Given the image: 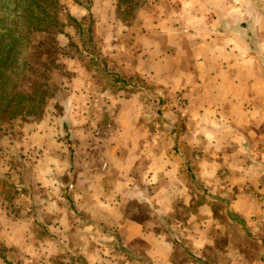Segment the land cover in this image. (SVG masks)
Masks as SVG:
<instances>
[{"label": "crops", "instance_id": "obj_1", "mask_svg": "<svg viewBox=\"0 0 264 264\" xmlns=\"http://www.w3.org/2000/svg\"><path fill=\"white\" fill-rule=\"evenodd\" d=\"M61 1L77 19L91 13L96 36L110 49L123 36L126 24L117 16L116 0H92L90 11L74 0ZM165 7L168 14L157 19L158 29L164 33L160 27L172 25L164 34L167 51L173 52L174 61L185 63L177 65L170 81L158 84L174 93L172 102H164L163 96L127 97L124 93L116 99L118 113L109 117L118 123L126 117L125 127L120 124L112 130L108 125L92 133L81 130L78 135L85 139L75 147L92 145L84 155L77 153L78 168L71 183L67 182L73 207L66 203V196L55 198L47 190L41 199L43 208H34L29 223L21 218L9 224L8 211L0 210V264H223L235 258L230 253L247 247L251 233L240 225L248 204L242 196L243 183L251 181L264 198V0H166ZM148 20L142 19V24ZM183 28L187 31L181 32ZM105 48L103 53L112 59L113 50ZM163 54L156 57V71H161ZM140 57L139 67L133 63L136 71L123 70L122 58L110 66L132 77L147 66L141 53ZM67 62L78 75L68 84V94L57 97L71 117L76 114L74 103L87 102L88 95L82 71ZM178 96L187 101V110L180 109ZM151 102L158 103L156 114L148 105ZM170 106L178 122L167 117ZM41 125L45 130H32V136L48 146H29L34 168L43 165L53 172L58 167L53 161H58L67 170L69 150L57 143L49 123ZM102 140L109 144L101 147ZM97 160L99 165L91 169ZM99 166L108 168L106 179H100L101 189ZM49 177L44 181L49 182ZM91 180L95 182L85 190ZM198 186L199 199L204 201L199 205L204 227L210 232L220 230L227 240L224 245L207 232L195 231L197 223L188 228L175 217L182 207L195 212ZM54 199L58 205H53ZM217 203L223 209L219 229L213 226H218ZM135 207L148 209L156 219L143 218L144 212L138 214ZM167 221L171 223L166 229ZM239 258L235 264H242Z\"/></svg>", "mask_w": 264, "mask_h": 264}, {"label": "rangeland", "instance_id": "obj_2", "mask_svg": "<svg viewBox=\"0 0 264 264\" xmlns=\"http://www.w3.org/2000/svg\"><path fill=\"white\" fill-rule=\"evenodd\" d=\"M78 1V3H81V5L86 9L90 3V0ZM165 2L166 0H146L141 8H139V10H137V12L134 14L135 17L128 19L127 23H124L126 24L124 34H122L123 36H121L117 42L113 41V46L111 45V48L113 49L107 47L109 46V43H105L102 39H100V37L96 36V24L92 15L80 19L85 26H88V24L93 21L92 27L95 32L94 43H96L97 50L95 53L91 54L90 52H92V49L90 48L88 52L84 51L82 55H74L75 60L73 61V63L75 66L73 67V69H79L82 71L81 79L85 84V94L88 95L87 102L76 101L77 103H74L76 107V114H72L71 117H67L69 110H67L66 112L65 108H62V106L60 107V110L55 109V104H59L57 97V101L49 105L47 114L43 119L36 121L29 119L20 120L11 124L0 123V176L6 182L5 186H3L1 189L0 210H2L4 213L5 210L8 211V219H5L6 222H8L9 224L18 223L17 220H20L22 218L24 221L29 223L32 220L31 215L34 208L36 209L41 206L43 208L41 199L47 196V190L48 192L52 191L51 194L55 198L66 196V198H69L68 200L66 199V203L70 208L73 207L75 202L71 198L72 194L70 195L72 189L70 188L71 186L67 187V182L69 181L71 183V180H73L74 178V171L76 168H78V165H76L77 153L84 155L86 147L92 145V143H89L84 144L80 147H75V145H78L80 141L82 144L83 140L85 139L81 138L78 134L81 130L89 131L90 133H92L96 132V130L107 129L108 125L111 126L112 130H116L115 128H119L120 124L122 128L125 127L126 110H124L123 112L124 116H121L125 118H122L120 123L116 121L113 122L109 117V113H111L112 115L118 113V101L116 99L124 97V93H126L125 96L127 97H130L132 95H139L142 98H147L149 96L150 98L155 97L161 99L163 96L164 102H172L173 97L175 96L174 93L170 90L167 91L166 89H164L166 87H162L158 84L159 82L164 84L170 81L173 76L172 72L176 70L177 65L183 64L184 66L185 63L180 60L174 61L173 58H170V55L173 52L167 51L169 41H167V37L164 34L172 29V25H164L163 27H160L164 28V33L160 32L161 29H158L159 24L157 19L160 17H165L168 14L165 7ZM63 6L70 14L66 4H63ZM66 15L67 13L64 12L63 18L65 20L66 18L68 19V15ZM146 17L149 20L147 21V23L142 24V19H145ZM100 29L102 33L106 32L105 30H103V28L100 27ZM186 31L187 28H183L181 30V32ZM69 33L74 38H77L76 30L74 28H70ZM170 42L172 43V40ZM104 48L106 51L113 50L114 55L112 59L110 58L111 55H105L103 53ZM146 48H149V50ZM155 49H158L161 52L158 54ZM163 52V57L160 58L162 61L160 66L161 71H156V68L158 70V67L156 65L158 64V62H156V57ZM167 52L169 53V57H167L166 55ZM140 53L142 54L143 60H147V66L143 65L140 74L137 73L132 77H126L123 73H118V71H116V68L120 70V67L110 66V63L114 65V61L116 59L122 58V60L120 61L123 70H130L131 72L133 70L136 71V69L133 68V63H136V61L141 58ZM136 55H138L137 58ZM163 59L166 60V63L163 62L165 61ZM140 64L136 63V67H139ZM104 66H107L109 71L113 72L114 74L119 75L124 79H128L126 81V84L124 86L117 83L115 84L112 79L114 77L112 76H109L107 78V75H105L106 72L104 71ZM76 74L78 75V73ZM67 87L68 85L64 87L59 96H65L68 94L69 90ZM113 100H115V103L112 102ZM175 100L181 110H187L188 105L185 99L178 96L175 98ZM148 105L154 108L152 112H154L155 114L158 112V110H156L158 106L157 102H151V104ZM173 109L174 112H178V109L176 107H174ZM167 113V117L175 122H178L171 106ZM146 118L149 117L147 116ZM152 119L153 116L150 115L149 120L151 121ZM37 123H39V125H37ZM41 123L47 125L49 123L50 129L53 130V136L57 143L59 142L63 144L62 149L67 148L69 150L68 155L71 156V161L68 163L69 167L67 170L62 167L63 163H60L58 161H53L58 163L57 169L53 170V172H50V170L43 165L34 168V157L31 155V152H29L30 149L28 148L29 146H39L46 143L43 142L42 139L34 138L32 136V130H39L42 127ZM41 129L45 130V127L43 126V128ZM100 144L101 147L107 146L106 144H109V142L102 140ZM46 145L48 146V143H46ZM58 151L60 153L61 149L59 148ZM47 152L48 150L45 151V155ZM105 153L106 152L100 154L99 158H102ZM96 165H99V160H97L96 164H91L90 168L92 169V166L96 167ZM37 170L38 172L36 173ZM107 172L108 168L105 169L104 166H99L97 170L98 189H101L100 186L102 185L100 179H106V177L108 176ZM48 174H50V177L47 179L49 182H45L44 180ZM36 175L39 177H37ZM52 177L53 179H51ZM91 182L95 181L91 180L87 183V185H84L85 190L90 189ZM43 183H45V186L43 185ZM243 184L245 185L244 188H242V196L244 201L247 198L246 201L248 204L244 206L245 209L243 211L247 213V215L242 216V222L240 223V225H242L248 232H250L251 235L249 236V239L247 238V247H242L238 252L235 253L229 252L230 255H234L235 258L226 261L227 263L223 264L238 263V260L240 261L239 255H241L242 258V264L243 260L244 264H254L255 260L259 257H261L262 259L261 264H264V198L260 196L261 194L255 189V187L257 186L253 185L251 181L249 182L247 180ZM81 185L82 183L79 184V187ZM60 189H62V191ZM196 194L198 196V206L195 209V212H193L194 209L188 211L187 207H182L181 209L177 210L176 213H174L175 217L180 218L181 222L184 223L188 228H191L194 223H197L195 231L207 232L208 234L212 235L211 238L213 240L217 242L220 241L221 244L224 245L225 243H227V240L224 239L225 236L220 232V230H217V233L215 231L210 232L205 229L204 217L202 215H199V205L204 204V201L202 199H199V196L201 195L199 186L198 193ZM58 202V199H54L52 203L55 206L58 205L56 204ZM33 203H37V205L40 206H35ZM158 203H161V201H158ZM123 206L126 208V210L133 211V209L129 205L123 204ZM135 208L136 209L134 211H136L138 214H140L139 212H144L142 214L143 218H148L149 220L156 219L155 216L148 214V209L138 207ZM215 209L218 217V226H216L217 223L213 226H215L216 229H219L221 226L219 221L221 220L223 209L218 203L216 204ZM22 213L24 215L20 216V214ZM133 214L135 213L133 212ZM224 220L225 219H223V221ZM6 222L4 224H6ZM42 222H45L44 218H42ZM82 222L88 223V220H82ZM167 222L168 223H165L164 225L166 229L169 228L171 223L169 221ZM38 232L42 233L41 230L39 231V229ZM258 241H262V245H260ZM256 244H259L261 248L259 246L256 247Z\"/></svg>", "mask_w": 264, "mask_h": 264}, {"label": "trees", "instance_id": "obj_3", "mask_svg": "<svg viewBox=\"0 0 264 264\" xmlns=\"http://www.w3.org/2000/svg\"><path fill=\"white\" fill-rule=\"evenodd\" d=\"M145 2L116 0L118 18L127 23ZM90 4L92 0L89 11ZM92 22L85 26L66 11L61 0H0V123L46 116L49 105L77 78L67 61L73 62L74 55L90 48L91 54L97 50ZM70 28L76 30L77 38ZM104 67L107 78L126 84L128 79ZM55 109L60 110L58 103ZM5 183L0 176V195Z\"/></svg>", "mask_w": 264, "mask_h": 264}, {"label": "built area", "instance_id": "obj_4", "mask_svg": "<svg viewBox=\"0 0 264 264\" xmlns=\"http://www.w3.org/2000/svg\"><path fill=\"white\" fill-rule=\"evenodd\" d=\"M263 234H264V229H263Z\"/></svg>", "mask_w": 264, "mask_h": 264}]
</instances>
